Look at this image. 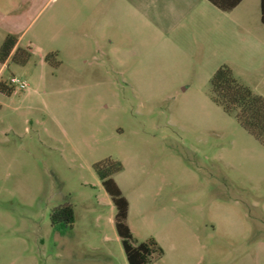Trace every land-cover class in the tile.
<instances>
[{
  "label": "rangeland",
  "instance_id": "rangeland-1",
  "mask_svg": "<svg viewBox=\"0 0 264 264\" xmlns=\"http://www.w3.org/2000/svg\"><path fill=\"white\" fill-rule=\"evenodd\" d=\"M260 14L244 0L229 16L248 39ZM143 23L122 0H0V47L32 52L0 64L28 85L0 94V264H129L94 170L106 159L123 166L134 245L164 251L150 264H264V147L210 96L227 65L264 99V53L210 57L199 31L186 55ZM64 206L72 226L52 221Z\"/></svg>",
  "mask_w": 264,
  "mask_h": 264
},
{
  "label": "trees",
  "instance_id": "trees-1",
  "mask_svg": "<svg viewBox=\"0 0 264 264\" xmlns=\"http://www.w3.org/2000/svg\"><path fill=\"white\" fill-rule=\"evenodd\" d=\"M207 1L222 12H231L243 0ZM260 13L261 23L264 24V0H260ZM31 55L30 48L19 47L16 37L8 35L0 47V64L5 65L10 61L16 65L25 66ZM56 57L57 54L47 55L44 62L58 67L60 63ZM210 85L212 102L221 107L226 114L234 116L241 127L264 147V99L241 85L227 65L221 66L214 73ZM14 92L15 87L11 82L0 81V94L11 96ZM94 170L116 209L115 228L121 239L128 263L150 264L155 254L162 256L164 251L154 238L138 245L133 243V234L127 224L129 201L114 179V175L123 170L122 164L112 159H106L95 164ZM52 221L54 224L63 221L72 226L74 217L71 207L64 206L56 209Z\"/></svg>",
  "mask_w": 264,
  "mask_h": 264
},
{
  "label": "crops",
  "instance_id": "crops-1",
  "mask_svg": "<svg viewBox=\"0 0 264 264\" xmlns=\"http://www.w3.org/2000/svg\"><path fill=\"white\" fill-rule=\"evenodd\" d=\"M117 1V0H116ZM244 1V0H243ZM240 3V5L243 3ZM125 12L132 17L141 15L146 25L157 24L163 41L179 46L186 55H196L199 35L210 57L226 60L228 55L248 54L256 58L264 53V34L245 37V24L235 23L229 16L207 0H122ZM118 7L114 8L116 11ZM143 23V24H144ZM264 25V24H263ZM231 33L236 40L230 41ZM203 50V49H201ZM44 64V59L42 60Z\"/></svg>",
  "mask_w": 264,
  "mask_h": 264
},
{
  "label": "built area",
  "instance_id": "built-area-1",
  "mask_svg": "<svg viewBox=\"0 0 264 264\" xmlns=\"http://www.w3.org/2000/svg\"><path fill=\"white\" fill-rule=\"evenodd\" d=\"M10 82L15 88L17 87L18 90H20V91L26 90L28 87L26 82H24V81H22L16 77L11 78Z\"/></svg>",
  "mask_w": 264,
  "mask_h": 264
}]
</instances>
